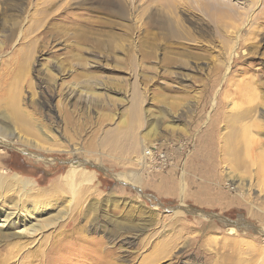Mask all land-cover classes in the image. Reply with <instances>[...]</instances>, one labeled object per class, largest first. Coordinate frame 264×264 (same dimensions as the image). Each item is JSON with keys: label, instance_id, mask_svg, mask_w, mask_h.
I'll return each mask as SVG.
<instances>
[{"label": "rangeland", "instance_id": "1", "mask_svg": "<svg viewBox=\"0 0 264 264\" xmlns=\"http://www.w3.org/2000/svg\"><path fill=\"white\" fill-rule=\"evenodd\" d=\"M5 221L0 264H264V0H0Z\"/></svg>", "mask_w": 264, "mask_h": 264}, {"label": "bare ground", "instance_id": "2", "mask_svg": "<svg viewBox=\"0 0 264 264\" xmlns=\"http://www.w3.org/2000/svg\"><path fill=\"white\" fill-rule=\"evenodd\" d=\"M221 13V12H220ZM222 14V13H221ZM224 15V14H223ZM252 89V88H251ZM252 91V90H251ZM253 91H255V90H253ZM256 92V91H255ZM256 95V94H255ZM4 98V97H3ZM246 111V110H245ZM251 111V110H250ZM230 115H231V113H229ZM246 114V112H244V111H242L241 113H240V111H238L237 113H235V115H233V116H237V117H241V116H244ZM233 116L231 115V117L233 118ZM230 119V118H229ZM16 177H18L17 175H14V178H16ZM70 177H71V173H68L67 175H66V181L68 182L67 184L68 185H70L71 184V182L69 181L70 180ZM90 179V178H89ZM91 180V179H90ZM72 188V187H71ZM11 223V222H10ZM9 222H7V221H5V222H2V223H0V226H7V225H9L10 224ZM21 231H24V229H22V230H19V232H21ZM167 245L168 244H165V242L163 243V244H161L159 247L160 248H158V250L160 249V253H162L163 251H165V249H166V247H167ZM166 246V247H165ZM156 250H157V248H156ZM167 250V249H166ZM164 254H165V252H164ZM159 255V254H158ZM155 256H156V254H155ZM163 256V255H162ZM157 257V256H156ZM148 261H150L149 259H148Z\"/></svg>", "mask_w": 264, "mask_h": 264}]
</instances>
